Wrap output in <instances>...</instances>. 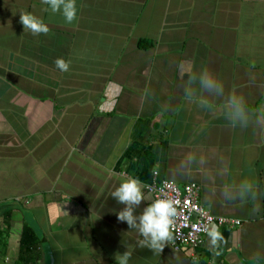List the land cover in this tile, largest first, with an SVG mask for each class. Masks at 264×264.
Returning a JSON list of instances; mask_svg holds the SVG:
<instances>
[{
	"label": "crops",
	"instance_id": "obj_1",
	"mask_svg": "<svg viewBox=\"0 0 264 264\" xmlns=\"http://www.w3.org/2000/svg\"><path fill=\"white\" fill-rule=\"evenodd\" d=\"M47 7L0 0V204L12 203L9 222L0 217V264L17 259L24 223L39 238L37 264H119L125 250L129 264H264V128L233 129L183 98L195 69L250 108L264 105V0H77L72 24ZM21 12L42 18L48 34L24 30ZM189 152L207 167L227 160L236 180L251 169L257 200H221L220 181L206 187L203 170L181 167ZM153 171L199 184L205 209L241 221L219 226L229 241L219 256L206 234L196 248L136 247L111 193L128 175L145 186Z\"/></svg>",
	"mask_w": 264,
	"mask_h": 264
},
{
	"label": "clouds",
	"instance_id": "obj_2",
	"mask_svg": "<svg viewBox=\"0 0 264 264\" xmlns=\"http://www.w3.org/2000/svg\"><path fill=\"white\" fill-rule=\"evenodd\" d=\"M42 3L48 6L46 11L59 13L68 24L78 19L77 0H42ZM19 19L23 29L32 35H47L49 32L45 21L30 12L19 13ZM55 66L61 72H67L70 62L58 57ZM183 98L187 103H197L202 110L222 119L233 129L264 128V105L250 108L244 96L235 92H226L223 82L206 70L197 72L193 69L186 74ZM209 98L223 99V107L217 110ZM207 165L208 158L203 153L189 152L181 161V167L195 166L203 170L206 187L220 181L218 195L224 202L243 203L257 200L259 187L251 169L242 172L241 178L236 180L231 178V169L227 160H222L219 168L207 167ZM144 187L142 181L133 175H128L120 182L111 193L117 204L123 206L116 211V217L119 222L126 223L128 229L137 231L140 238L136 242V247L162 254L168 243L174 239L179 202L171 197L152 198L145 194ZM146 201L150 202L146 203ZM208 202L211 203V199ZM137 209H140L139 213ZM205 233L209 251L214 256H219L222 247L229 241L215 223L207 226ZM131 256L132 250H125L119 253L116 259L119 264H129Z\"/></svg>",
	"mask_w": 264,
	"mask_h": 264
},
{
	"label": "built area",
	"instance_id": "obj_3",
	"mask_svg": "<svg viewBox=\"0 0 264 264\" xmlns=\"http://www.w3.org/2000/svg\"><path fill=\"white\" fill-rule=\"evenodd\" d=\"M144 189L152 198L171 197L179 202L174 239L169 242L174 250L200 246L206 234L205 228L212 223L228 227L241 223L239 219L214 215L205 209L199 202L200 185L195 182L179 186L172 180L159 179L157 171H153V176ZM192 257L195 258L196 255L192 254Z\"/></svg>",
	"mask_w": 264,
	"mask_h": 264
},
{
	"label": "trees",
	"instance_id": "obj_4",
	"mask_svg": "<svg viewBox=\"0 0 264 264\" xmlns=\"http://www.w3.org/2000/svg\"><path fill=\"white\" fill-rule=\"evenodd\" d=\"M138 45L141 48H146L151 46V42L145 40H139ZM12 207V203L4 202L0 204V217L6 223L9 222V212ZM6 209V210H4ZM7 228L0 226V252L4 255L6 239L8 237ZM39 243V238L34 233L31 226L24 223L20 230L19 236V252L18 257L14 264H37L38 257L40 255L37 250Z\"/></svg>",
	"mask_w": 264,
	"mask_h": 264
},
{
	"label": "rangeland",
	"instance_id": "obj_5",
	"mask_svg": "<svg viewBox=\"0 0 264 264\" xmlns=\"http://www.w3.org/2000/svg\"><path fill=\"white\" fill-rule=\"evenodd\" d=\"M2 257H4L3 255H2ZM3 259V258H2Z\"/></svg>",
	"mask_w": 264,
	"mask_h": 264
}]
</instances>
